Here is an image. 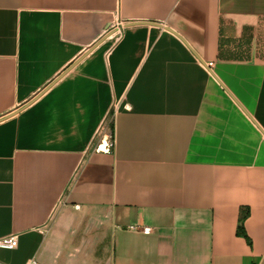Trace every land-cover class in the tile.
Segmentation results:
<instances>
[{
    "label": "crops",
    "instance_id": "crops-1",
    "mask_svg": "<svg viewBox=\"0 0 264 264\" xmlns=\"http://www.w3.org/2000/svg\"><path fill=\"white\" fill-rule=\"evenodd\" d=\"M10 235L0 264H264V0H0Z\"/></svg>",
    "mask_w": 264,
    "mask_h": 264
},
{
    "label": "built area",
    "instance_id": "built-area-1",
    "mask_svg": "<svg viewBox=\"0 0 264 264\" xmlns=\"http://www.w3.org/2000/svg\"><path fill=\"white\" fill-rule=\"evenodd\" d=\"M124 22L122 20L115 21L109 29L106 30V35L115 36L116 39H119L122 33V29L124 28ZM212 65L210 64L209 67ZM104 140H106V151L108 152L114 144V131L113 126L108 123L104 128V133L102 135V139L100 140V144L102 145L104 143ZM100 146V145H99ZM99 150V147L96 148V151ZM129 231H140L144 235H149L151 233V228L149 227H140L136 225H131L128 227ZM18 240L16 235H10L6 236L0 239V249L1 250H13L17 247ZM27 264H38L37 261L31 260Z\"/></svg>",
    "mask_w": 264,
    "mask_h": 264
},
{
    "label": "water",
    "instance_id": "water-1",
    "mask_svg": "<svg viewBox=\"0 0 264 264\" xmlns=\"http://www.w3.org/2000/svg\"><path fill=\"white\" fill-rule=\"evenodd\" d=\"M105 38L106 37H103L100 41H98V43L97 44H100L101 42H103L104 40H105ZM92 50V48H90L89 50H87L79 59H82L84 56H86L90 51ZM67 71V70H66ZM66 71L64 72V73H62L58 78H60L61 76H63L65 73H66ZM48 86L47 87H45V89H43L31 102H33L34 100H36L37 98H39L42 94H44L47 90H48ZM31 102H29V103H31ZM28 103V104H29ZM27 104V105H28Z\"/></svg>",
    "mask_w": 264,
    "mask_h": 264
},
{
    "label": "trees",
    "instance_id": "trees-1",
    "mask_svg": "<svg viewBox=\"0 0 264 264\" xmlns=\"http://www.w3.org/2000/svg\"><path fill=\"white\" fill-rule=\"evenodd\" d=\"M243 220H244L243 217L240 218V221H239L240 226L238 227V234H242L244 237H246V234L243 232V229H242V223H243Z\"/></svg>",
    "mask_w": 264,
    "mask_h": 264
},
{
    "label": "rangeland",
    "instance_id": "rangeland-1",
    "mask_svg": "<svg viewBox=\"0 0 264 264\" xmlns=\"http://www.w3.org/2000/svg\"><path fill=\"white\" fill-rule=\"evenodd\" d=\"M112 124H110L111 126H113V122H111Z\"/></svg>",
    "mask_w": 264,
    "mask_h": 264
}]
</instances>
